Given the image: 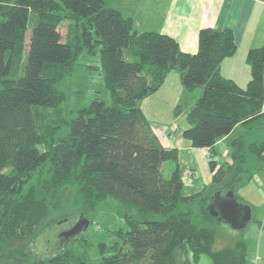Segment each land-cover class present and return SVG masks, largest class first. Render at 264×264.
Listing matches in <instances>:
<instances>
[{
	"label": "trees",
	"instance_id": "trees-1",
	"mask_svg": "<svg viewBox=\"0 0 264 264\" xmlns=\"http://www.w3.org/2000/svg\"><path fill=\"white\" fill-rule=\"evenodd\" d=\"M237 47L232 29L203 27L198 50L185 51L168 33L137 30L132 17L106 0H0V257L24 259L23 250L7 246L31 237L51 210L64 206L68 191L67 202L90 223L109 198L136 213L127 214L128 229L117 231L120 241L100 243L98 258L74 246L46 254L35 249L53 226L79 216L72 215L30 240L36 258L19 264H178L182 248L188 264L204 253L211 264H246L247 225L238 227L233 244L216 248L222 220L208 209L218 192L236 193L264 168V45L248 52L246 86L221 72ZM82 54L99 55L110 99L65 110L61 83ZM172 70L187 91L201 89L189 108H174L175 118L185 115L182 136L190 146L214 147L237 124L245 126L232 141L233 162L217 166L211 159L212 184L190 195L179 149L162 144L141 107ZM168 160L173 168L166 176Z\"/></svg>",
	"mask_w": 264,
	"mask_h": 264
},
{
	"label": "crops",
	"instance_id": "crops-1",
	"mask_svg": "<svg viewBox=\"0 0 264 264\" xmlns=\"http://www.w3.org/2000/svg\"><path fill=\"white\" fill-rule=\"evenodd\" d=\"M106 2L114 6L113 3L115 4L117 0H106ZM116 8L120 9L125 16L134 19V27L137 30H158L168 33L177 39L183 50L188 52L198 50L201 28L232 29L238 45L237 51L233 56L224 59L221 72L241 86H246L251 78V67L247 62L249 50L264 45V0H124V5H118ZM143 16L147 19L146 23L141 21ZM155 16L158 22H152L154 25H151ZM178 77L180 79L178 71H170L162 86L142 100L141 107L152 122L154 131L162 144L179 149V163L185 181L184 193L190 195L212 184L211 159L216 160L217 166L233 162L232 141L245 132V126L243 123L237 124L230 133L221 137L214 147L190 146L182 136L183 129L188 126L185 115H182V122L174 116L160 119L158 117L160 112L158 110H154L157 113L152 112L151 107H148V101L151 98H162L173 108L182 101L186 104V109L189 108L198 95H192L188 99L184 97L181 100L176 91L170 90L172 85L170 81L175 82ZM181 84H179L180 90ZM182 87H184L183 84ZM145 106L150 110V114L146 112ZM199 153L207 155L209 159L210 179H205V174L198 170ZM241 190L242 193L239 192ZM235 194L240 197L241 202L249 205L252 211L251 221L247 224L245 231V240L248 244L246 264H264V250L261 248L264 240V210L260 207L264 203V168L254 170L249 179H245L238 185ZM256 246L260 253L254 251ZM186 253L187 251L185 255ZM189 256L187 257L190 258Z\"/></svg>",
	"mask_w": 264,
	"mask_h": 264
},
{
	"label": "rangeland",
	"instance_id": "rangeland-1",
	"mask_svg": "<svg viewBox=\"0 0 264 264\" xmlns=\"http://www.w3.org/2000/svg\"><path fill=\"white\" fill-rule=\"evenodd\" d=\"M113 5L116 7H118V5L123 6L124 0H117V2L115 4L113 3ZM156 18L157 16H155L154 21H151V25H154V22H158V19ZM141 21L142 23H146L147 19L143 16V20ZM66 27V22L63 23L60 27L63 39L66 35ZM148 29L150 28L148 27ZM127 53H129L128 50ZM79 62V67L75 70V72L61 83L62 89H64L67 94V100L64 101L62 104V107L65 110L77 107L79 105L88 104L91 100L95 98H101L106 100L110 99V94L108 90L104 88L103 72L100 67L99 55L95 56L82 54L79 58ZM87 64H91V66H88ZM170 83L172 84L170 90L173 92L176 91L175 93H178L177 96L181 97V100H183L184 97L188 99L192 95H199L201 93L200 88L193 92H189L186 89H183L184 87H182V82H180L179 77L177 81L174 82L171 80ZM179 84H181V90L179 89ZM149 106L151 107L152 112H155L154 110H158L160 112V114L158 115L160 119H165V117L169 116L175 117L174 108L167 105V103L164 102L162 98H151L148 101V107ZM145 110L147 113L150 114V110L146 106ZM178 119H181V122L183 120L182 116ZM206 156L207 155H202V153H199L200 167L198 170L205 174V179H210V170L208 164L209 159ZM172 164L173 161L171 160L165 162L163 172L166 176L171 173L173 168ZM239 192L242 193V190ZM67 196L68 191L65 194L66 199L64 201V206L61 209L51 210V214L47 218H44L42 220V222L34 230V233L31 237L22 240L21 242H19L18 240L12 241V243L7 246L8 251H12L14 249H21L23 250L22 257H24V259L20 258L21 260H34L36 257L32 253L33 247L32 245H30L32 244L30 240H34L36 236L40 235L41 232L49 225L53 224L54 221L60 220L64 216L80 215L81 209L79 207L73 206L71 202H67ZM260 207L261 210H264V203H262V206ZM128 213H136L135 208H130L128 205H125L117 199L109 198L97 211L92 214V222L84 231L81 232L84 233V236L87 239V243L86 241H83V239H79L81 238V236L78 237L81 234L79 233L77 236L72 237L71 239L69 238V240H67L65 244V247L74 246L80 249L87 248V253L89 257L98 258L101 254V242H106L107 244L111 245L116 241H120L117 231L121 227L128 229ZM257 216L261 217L258 214ZM89 218H91V215H89ZM71 224L72 222L70 220L65 221L63 219L60 223L53 226V228L48 230L39 238V241L36 243L35 249L43 254L57 252L58 248L61 246L64 240L63 233L69 230ZM216 229V248L223 247L227 244H233L236 238L241 234V230L238 227H236L231 221L224 219H222V221L218 223ZM261 248L264 250V240L262 241ZM254 251H259V248H257L256 246V249ZM260 252L261 251H259V253ZM178 253H180L178 254V264H188L189 258L181 251H179ZM20 259L18 258V256L9 257V253H7L0 257V264H19L21 262ZM250 259L249 263H251ZM198 264H211L210 255L206 253L202 254L201 260Z\"/></svg>",
	"mask_w": 264,
	"mask_h": 264
},
{
	"label": "water",
	"instance_id": "water-1",
	"mask_svg": "<svg viewBox=\"0 0 264 264\" xmlns=\"http://www.w3.org/2000/svg\"><path fill=\"white\" fill-rule=\"evenodd\" d=\"M208 209L213 215L218 216L220 220L231 221L236 227L246 226L252 218L251 207L240 202L235 192L231 189L225 192H218L208 205ZM64 220H70L72 224L69 230L63 233L64 240L58 250L65 247L69 238L77 236L90 225V220L83 213L72 219L65 218Z\"/></svg>",
	"mask_w": 264,
	"mask_h": 264
}]
</instances>
